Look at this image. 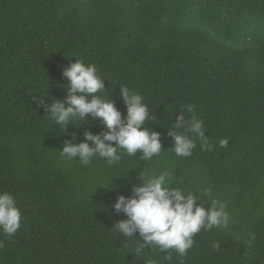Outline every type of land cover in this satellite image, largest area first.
Returning a JSON list of instances; mask_svg holds the SVG:
<instances>
[{"label": "trees", "instance_id": "1", "mask_svg": "<svg viewBox=\"0 0 264 264\" xmlns=\"http://www.w3.org/2000/svg\"><path fill=\"white\" fill-rule=\"evenodd\" d=\"M76 59L96 66L122 116L119 87L143 97L158 156H61L69 134L79 143L83 131H106L88 117L65 132L33 99L63 101L62 70ZM181 110L203 122L211 148L182 127L195 147L175 156L168 129ZM165 169L198 205L217 200L228 215L171 261L155 249L135 256L139 241L113 226L125 218L116 196L142 170ZM111 177L114 191L103 187ZM0 191L21 212L16 233L0 231V264H264V0H0Z\"/></svg>", "mask_w": 264, "mask_h": 264}, {"label": "clouds", "instance_id": "2", "mask_svg": "<svg viewBox=\"0 0 264 264\" xmlns=\"http://www.w3.org/2000/svg\"><path fill=\"white\" fill-rule=\"evenodd\" d=\"M62 76L68 81L65 99L61 101L45 93L33 97L36 106L44 108L48 118L65 132L74 120L88 124V117L99 120L106 131H83L84 139L79 143L74 142L75 134H69L70 138L60 151L61 156L76 158L83 165H88L98 156L112 165L121 159V153L129 156L140 153L145 161L161 153L160 133L146 126V122L153 117L140 94L127 87H119L120 98L126 107V114L122 116L114 102L105 97V79L98 74L94 64H85L83 60L76 59L62 70ZM89 96L90 100L86 98ZM48 100H51L50 104L46 103ZM185 110L193 112L191 105L186 106ZM182 127H187L191 134L199 138L202 148H211L208 138L204 136L203 122L195 115L186 119L184 110H181L175 123L168 129L175 156H189L195 147L194 140L180 130ZM218 143L220 147H226L228 140L221 138ZM171 175L167 169L159 172L142 170L138 176L140 183L131 186L130 195H117L112 204V210L125 217L113 224L115 230L125 238L139 241L135 256L144 258L147 248L164 253L163 259L166 261L172 260L171 252L183 257L192 247L193 237L201 229H212L228 221L222 202L212 200L208 208L198 205V197L172 186ZM113 177L103 186L105 189L115 190V185L111 183ZM20 222L21 212L14 197L9 192L0 191V231L11 236L20 228ZM144 264L158 262L145 259Z\"/></svg>", "mask_w": 264, "mask_h": 264}]
</instances>
